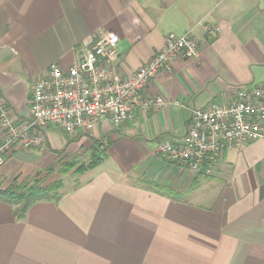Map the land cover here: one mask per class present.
I'll list each match as a JSON object with an SVG mask.
<instances>
[{
  "label": "crops",
  "instance_id": "crops-1",
  "mask_svg": "<svg viewBox=\"0 0 264 264\" xmlns=\"http://www.w3.org/2000/svg\"><path fill=\"white\" fill-rule=\"evenodd\" d=\"M199 21L222 32L209 36ZM105 31L119 37L121 75L170 32L190 31L199 53L150 80L140 94L170 104L138 109L134 123L106 118L70 138L51 126L44 150L7 153L1 189L34 178L61 188L20 219L0 200V264H264V139L226 151L209 173L156 153L183 137L189 108L226 102L241 84L264 85V0H0V90L11 116H26L49 64L67 69L77 46ZM79 149H96L97 164L59 174L62 156Z\"/></svg>",
  "mask_w": 264,
  "mask_h": 264
},
{
  "label": "built area",
  "instance_id": "built-area-1",
  "mask_svg": "<svg viewBox=\"0 0 264 264\" xmlns=\"http://www.w3.org/2000/svg\"><path fill=\"white\" fill-rule=\"evenodd\" d=\"M212 37L222 28L218 23L200 22ZM119 41L113 31L80 43L70 67L48 65L32 84L28 111L22 120L11 109L0 90V166L14 148L44 150L46 130L53 126L72 137L89 133L102 120L135 122V112L162 108L170 102L161 96L140 93L160 71L168 70L176 58L191 59L199 43L190 32L168 33L163 46L131 74L121 75L113 66ZM190 125L183 137L159 144L156 153L192 173H209L226 151L243 143L264 139V85H238L226 102L189 108Z\"/></svg>",
  "mask_w": 264,
  "mask_h": 264
},
{
  "label": "trees",
  "instance_id": "trees-1",
  "mask_svg": "<svg viewBox=\"0 0 264 264\" xmlns=\"http://www.w3.org/2000/svg\"><path fill=\"white\" fill-rule=\"evenodd\" d=\"M95 150L96 149H93L91 153L92 160L88 165H77L75 161H65L61 164L59 173L63 174L70 170H73L75 173H82L92 169L99 160ZM60 188V180L42 186L41 181L34 178L28 182L13 183L4 189L0 188V200L13 204L15 206L14 215L20 219L34 202L41 200H57L60 196Z\"/></svg>",
  "mask_w": 264,
  "mask_h": 264
},
{
  "label": "rangeland",
  "instance_id": "rangeland-1",
  "mask_svg": "<svg viewBox=\"0 0 264 264\" xmlns=\"http://www.w3.org/2000/svg\"><path fill=\"white\" fill-rule=\"evenodd\" d=\"M62 133H63V135L65 137L67 136V138H70L64 132H62ZM62 157L65 158L64 159L65 161H69V162H72V161L74 162L75 161L77 163V165H83V166L88 165L90 163V161L92 160V156L87 151L83 152L82 149H79V150H77L75 152H72L69 155L68 154H64ZM72 171L73 170H70V171H68L66 173H68V174L69 173H73ZM43 182L44 181L41 182V185L45 186V184Z\"/></svg>",
  "mask_w": 264,
  "mask_h": 264
}]
</instances>
